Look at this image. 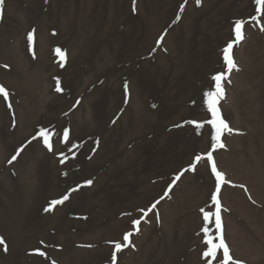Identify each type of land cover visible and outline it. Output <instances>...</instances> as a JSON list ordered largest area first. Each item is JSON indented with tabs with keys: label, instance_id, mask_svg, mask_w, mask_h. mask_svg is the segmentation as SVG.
I'll use <instances>...</instances> for the list:
<instances>
[{
	"label": "rangeland",
	"instance_id": "rangeland-1",
	"mask_svg": "<svg viewBox=\"0 0 264 264\" xmlns=\"http://www.w3.org/2000/svg\"><path fill=\"white\" fill-rule=\"evenodd\" d=\"M257 7L4 0L0 264H206L205 226L218 243L214 219L206 224L201 211H215L209 151L226 181L218 199L230 255L264 264V8ZM237 20L238 70L227 74L218 105L232 131L212 150L204 93L226 70L223 50L236 41Z\"/></svg>",
	"mask_w": 264,
	"mask_h": 264
},
{
	"label": "snow or ice",
	"instance_id": "snow-or-ice-1",
	"mask_svg": "<svg viewBox=\"0 0 264 264\" xmlns=\"http://www.w3.org/2000/svg\"><path fill=\"white\" fill-rule=\"evenodd\" d=\"M196 2H197V4H199L200 0H196ZM255 3L260 6V7L256 8V11L261 12L262 8H264V0H255ZM3 4H4V0H0V7H2ZM182 10H183V7H181V11ZM243 23L244 22L241 20H237L235 22L234 31H235V35H236V41L228 43L227 46L223 50V52H224L223 60H224V63L226 65V70L222 71L216 75H213L211 77V79L215 82L214 90L210 89L204 93V96H205L204 104L206 106L207 112L210 113V119L207 120L206 123L211 126V129L213 132V134L211 136L212 150H215L217 147L223 148L224 145L221 142L222 135L224 134L225 131H228V132L232 131V129L229 128L226 121L222 118L218 105H219V101L221 99H223V97H224L223 81L226 79L227 74L231 73L234 69L238 70L236 67V64H235V62L231 56V49L233 48V44L235 42H238L239 40L243 39V31H242ZM262 30H264V29H262ZM32 39H33V35H32V33H29L28 34L29 42H31ZM56 52L59 56H61L63 58L64 54L61 52L60 49H56ZM57 90L59 91L60 89L58 88ZM0 95H3L5 98H7L9 95L3 86H0ZM189 123L195 124L196 128H202L203 127V123H200V122L190 121ZM40 135L43 137V142H44L45 146L49 149V151H51L52 146H51V143L49 141L50 134L47 131H45L44 129H41ZM67 135H68V133L65 132L64 133V139L65 140L67 139ZM17 155H19V153H17ZM17 155H14L12 157V160L9 161V163L14 161L17 158ZM200 159H201V156L195 157L196 161H199ZM207 160L209 162H212L211 163V171L216 178V191L211 196V201L215 206V211H214V213L212 211H204L203 209L201 211L204 213V221L206 222V224L212 223L213 219H214V224H215V228L217 231L216 239H218V243H214L213 238L208 236L209 228L207 226H205L203 228V232L205 233V237H206L205 243L208 247L203 252V256L206 259V264H210V261H208L209 257H211L213 260H219V264H241V262L236 261L232 258V256L230 255V249H229L228 245L226 244V242L223 239V236L221 234L222 233V220H221V215H220L221 203H220V200L218 199V194L220 193L222 183L226 182L224 180V174L217 170V166L213 160V156H212L211 151H209L207 153ZM193 168H194V166H193ZM179 178H180V176L177 175L175 177V180H179ZM174 182L175 181H173V183ZM87 183L91 184V181H88ZM169 189H171V185L169 186ZM165 195H167V193H165ZM67 199H68V196L65 195L60 200H53L51 202V205L62 204ZM158 203H159V201H156V203L152 204L151 207H149L144 214L147 215L148 212H153V210L156 208ZM51 205H50V207H51ZM47 210H49V209H46V211ZM140 222L141 221L139 219H137V220L133 221V224L139 225ZM131 235H132L131 232L124 235V237H123V240L125 241V244L123 245L124 247L128 246L129 237ZM3 243H4V241L2 240V238H0V244H3ZM115 249L117 252L122 250L121 243H119V242L115 243ZM218 250H222V258L218 257ZM40 254L44 255V253H40ZM115 259H116V257H115V253H114L113 254V260L115 261Z\"/></svg>",
	"mask_w": 264,
	"mask_h": 264
}]
</instances>
